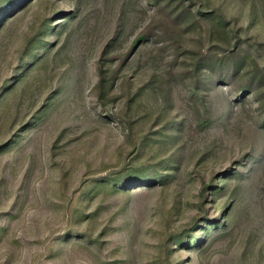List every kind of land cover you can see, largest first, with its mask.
Returning a JSON list of instances; mask_svg holds the SVG:
<instances>
[{
  "label": "rangeland",
  "instance_id": "374dc122",
  "mask_svg": "<svg viewBox=\"0 0 264 264\" xmlns=\"http://www.w3.org/2000/svg\"><path fill=\"white\" fill-rule=\"evenodd\" d=\"M0 264H264V0H0Z\"/></svg>",
  "mask_w": 264,
  "mask_h": 264
}]
</instances>
